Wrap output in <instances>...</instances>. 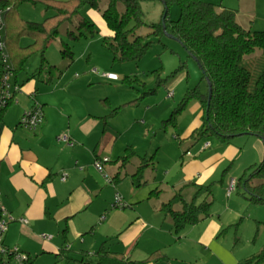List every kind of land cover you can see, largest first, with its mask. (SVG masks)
Segmentation results:
<instances>
[{
	"label": "rangeland",
	"instance_id": "374dc122",
	"mask_svg": "<svg viewBox=\"0 0 264 264\" xmlns=\"http://www.w3.org/2000/svg\"><path fill=\"white\" fill-rule=\"evenodd\" d=\"M106 1H102V6ZM213 3L219 8V2L215 0ZM139 5L145 22L139 33L148 35L151 24L161 22L165 5L161 0H139ZM224 5L238 10V22L247 29L264 30V0H225ZM102 12V9L86 5L83 15L96 25L98 34L94 38L73 40L68 35V30H75L77 23L64 24L60 27L57 38L47 46L45 59L41 53L31 56L25 63L26 68L20 71V77L41 74L36 81L43 87L45 82L42 79L49 75V69L54 70L57 75L62 72V77L72 69H78V73H82V70L92 73L95 67V73L98 72L100 76L108 71L118 74L117 80H110L102 75L100 80L86 87V95L94 99L107 98L113 104L108 113L113 108H118V114L108 118V136L103 143L108 146L107 150L112 147L114 139L119 137L118 146L121 141H126L142 155L146 153L148 157L154 156L155 166L147 169L145 179L147 184H158L160 194L151 196L150 200L142 203L141 208L157 209L153 220L159 226L149 232V242H162L165 247L162 251L173 258V261L157 264H244L246 260L259 255L264 249V203H250L240 189L236 188V181L246 169L264 160V139L245 134L234 137L230 143H222L214 136L198 140L191 137L195 126L191 127L200 122V128L203 118L201 104L196 99L190 100L177 114L176 126L168 122L188 89L199 86L201 91H208V81L203 78L200 65L189 55L179 39L167 34L160 38L152 37L151 47L140 60L115 62L112 53L103 46V38L111 35L112 31ZM20 13L26 20L42 22L53 11L46 10L42 3L26 1L21 5ZM169 15L172 19H177L180 15L179 5L172 4ZM30 42V38L22 40L25 45ZM64 42L73 46L76 59L72 63L62 57ZM90 51L94 53V61L89 58ZM260 58H263L262 50L257 49L246 56V61L250 64ZM182 63H185L183 67ZM41 65L44 67L38 72ZM253 71L257 73L254 69ZM126 76L133 79L131 83L124 81ZM14 79L15 75L12 81ZM99 125L102 127V122ZM206 142H210V145L203 149ZM257 142L263 144L262 156ZM234 149L237 152L232 158L213 157L208 164L203 163L204 167L200 165L192 178H185L190 171L184 165L188 160L195 158L198 162H203L216 152ZM188 150L193 156L187 155ZM136 163L129 165L127 174L122 175L125 176L121 180L124 192L138 190L131 180ZM107 164L103 174L108 170L107 174L112 177L115 172L114 164ZM232 179L235 180L234 185ZM192 184H211L212 194L208 196L212 200L211 215L197 224L188 225L178 239L173 225L168 224L170 220L172 222L171 217L165 215L160 207L181 187L186 189ZM150 188L147 187L146 193ZM204 198L205 195L201 196L198 202ZM47 256L58 258L56 254L42 253L33 264H66L50 261ZM14 262L13 264H18ZM256 264H264V260Z\"/></svg>",
	"mask_w": 264,
	"mask_h": 264
},
{
	"label": "crops",
	"instance_id": "0c3cea01",
	"mask_svg": "<svg viewBox=\"0 0 264 264\" xmlns=\"http://www.w3.org/2000/svg\"><path fill=\"white\" fill-rule=\"evenodd\" d=\"M216 2L220 4L219 8L216 6L218 9L225 6V0ZM238 14L237 10V20ZM93 56L90 51L92 61ZM95 71L78 73V69H72L62 77V72L57 75L53 70L51 74L49 69V75L42 79L43 87L36 81L41 74L26 78L20 77L18 71L12 81L13 86H17L15 101L0 122V202L14 218L4 234V243L26 252L32 264L42 253L58 255L57 259L47 258L59 263L85 264L88 259L86 264H97L102 246L135 260L144 259L155 250H165L162 242H149V232L159 226L153 220L157 209L141 208L142 203L152 198L148 194L159 185L147 184L146 180L138 190H122L121 180L125 177L122 175L127 174L128 166L135 162L133 170L136 171L140 158L135 157L125 167H120L121 162L116 160L124 154L126 146L132 144L121 141L118 146L119 137H116L107 150L108 146L103 143L108 136V110L113 104L106 101L107 98L94 99L86 95V87L100 80L102 75L110 80H117L119 76L113 79L107 76L111 71L101 76ZM37 105L44 113L43 122L35 129L27 128L21 123L22 117ZM200 124L197 122L191 128L196 129ZM65 134L71 142L62 139ZM256 144L262 156L263 144ZM188 151L187 155H192ZM236 152V149L216 152L203 162L195 158L188 160L184 165L190 171L185 178H192L196 169L200 165L204 167L213 157L232 158ZM105 157L109 160L104 162V167L111 163L115 168L111 182L95 167L96 159ZM147 187H151L148 193ZM182 190L184 197L191 201L197 185ZM117 193L121 195L122 205L115 203ZM170 221L168 224L173 225ZM44 234H52V238L45 239Z\"/></svg>",
	"mask_w": 264,
	"mask_h": 264
},
{
	"label": "trees",
	"instance_id": "16d2710c",
	"mask_svg": "<svg viewBox=\"0 0 264 264\" xmlns=\"http://www.w3.org/2000/svg\"><path fill=\"white\" fill-rule=\"evenodd\" d=\"M26 1L42 3L46 10L53 13L42 22L26 20L20 13V7ZM102 1L0 0V8L5 11L7 49L15 74L24 68L26 61L34 54L41 53L45 59L47 46L57 38L60 27L64 24L77 23L75 30H68V35L73 40L94 38L99 31L83 15V8L90 5L103 10L102 15L112 31L111 35L103 38V46L112 53L115 62L140 60L151 47V38H160L166 32L177 37L189 55L196 59L202 69L203 78L211 84V97L209 89L207 92L201 91L199 86L188 89L168 122L176 126L177 114L190 100L196 99L201 104L203 118L201 127L194 130L191 137L198 140L214 136L222 143H230L234 137L245 134L264 139V30L247 29L241 25L237 20V9L232 7L222 6L218 9L207 0H161L165 5L161 22L152 23L151 32L143 35L139 33L145 25L139 0H107L104 6ZM172 4L180 7L177 19H172L169 15ZM24 38H30L31 42L23 45ZM257 49L262 50L263 58L249 64L246 56ZM61 52L63 59L70 63L75 61V52L70 43L64 42ZM184 65L182 63L181 67ZM43 67L41 65L38 72ZM52 71L51 69V74ZM132 80L129 76L124 77L125 82L131 83ZM11 103L0 107V122ZM116 114L118 108H113L107 117ZM135 157H139L140 162L131 179L133 186L139 189L147 183L146 169L155 166L154 156L139 155L132 145H128L116 162H121L122 168ZM236 188L240 189L250 203H264V160L246 169L236 181ZM182 189L160 207L165 215L171 217L178 239L188 225L197 224L211 215L212 204V200L208 199L212 194L211 184L197 185L191 201L184 197ZM159 194L160 189L157 188L151 191L150 197ZM203 195L204 200L198 202ZM98 253L100 261L97 264H151L171 260L161 249L151 252L143 260L109 251L103 246ZM263 260L264 249L244 264H256Z\"/></svg>",
	"mask_w": 264,
	"mask_h": 264
},
{
	"label": "built area",
	"instance_id": "2783aa9c",
	"mask_svg": "<svg viewBox=\"0 0 264 264\" xmlns=\"http://www.w3.org/2000/svg\"><path fill=\"white\" fill-rule=\"evenodd\" d=\"M0 63L2 67V72L0 73V107H5L10 102L15 101V91L17 90V86H13L12 77L15 75L14 66L11 62L10 55L7 49V41H6V18L4 9L0 8ZM109 78L117 79L118 74L114 72H109L107 74ZM44 119V113L42 108L38 105L29 109L25 112L22 117L21 123L30 129L37 128ZM62 139L65 141L71 142L70 137L68 135H63ZM210 142H206L203 149L208 147ZM107 157L98 158L95 161V167L100 172H104V162L108 161ZM105 178L108 182H111L112 179L109 174L105 173ZM65 179V175L63 176ZM233 185L235 184V180L232 181ZM116 204L121 203V195L119 193L116 194L115 197ZM104 218V216L102 217ZM12 216H9L8 211L0 202V264H11V261H15L18 264H27L29 261V256L26 252L21 250L19 247H8L4 243V234L8 229L9 222L13 220ZM23 222H27L26 219H22ZM43 238L50 239L52 235L44 234Z\"/></svg>",
	"mask_w": 264,
	"mask_h": 264
},
{
	"label": "water",
	"instance_id": "95a60500",
	"mask_svg": "<svg viewBox=\"0 0 264 264\" xmlns=\"http://www.w3.org/2000/svg\"><path fill=\"white\" fill-rule=\"evenodd\" d=\"M165 34H167V35H169L171 37H175L174 35H172V34H170L168 32H166ZM175 38H177V37H175ZM208 86H209V97H211L212 89H211V84L209 82H208Z\"/></svg>",
	"mask_w": 264,
	"mask_h": 264
}]
</instances>
